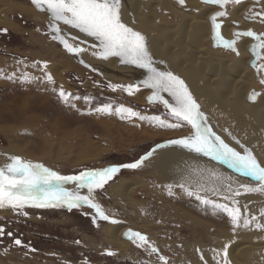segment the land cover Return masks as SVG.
I'll use <instances>...</instances> for the list:
<instances>
[{"label": "rangeland", "instance_id": "374dc122", "mask_svg": "<svg viewBox=\"0 0 264 264\" xmlns=\"http://www.w3.org/2000/svg\"><path fill=\"white\" fill-rule=\"evenodd\" d=\"M12 1L21 6H32L28 0ZM255 1L243 0L240 5L256 4ZM240 5H229L226 10L229 13ZM258 12L264 11L255 6L249 8L242 22L264 26L259 17L250 18L253 13ZM2 18L14 26L13 30L0 25V62L6 64L5 67L0 65V150L7 153L9 149L20 152L9 156L42 163L61 175H78L82 171L135 163L156 145L192 133L187 124L168 129L150 122L152 117H160L169 123L175 122L168 109L159 101L141 104L132 100L137 91L132 95L120 88L113 91L109 85H132L122 76V70L113 69L108 64L113 57L104 60L93 55V58L88 59V55L83 58L81 54L69 53L59 41L53 39L54 33L49 23H39L35 17L27 16L20 8L11 9ZM218 20L220 23H233L229 15ZM137 25L140 26L138 23ZM250 30L257 34L264 33V29ZM244 39L252 40L248 50L253 60L250 67L254 72L251 94H259L258 100L256 99L258 102L264 95V85L259 82L264 78V72L257 73L252 64L264 63V60L258 61L251 51L256 42L250 37L240 38V42ZM218 49L229 56L234 54L223 47ZM86 58L89 61L95 59L94 62L97 63L84 60ZM44 63L47 64L46 69L43 68ZM56 65H61L59 69L64 83H59L52 77L55 83L50 84L45 73ZM63 67L68 69L63 70ZM221 74L219 70L208 72L210 76L217 75L212 78H218ZM25 75L33 79L22 82ZM61 87L65 92L71 93L68 103L61 101L58 96ZM187 87L192 89L189 85ZM192 92L194 93L193 89ZM105 105H111V114L96 111ZM121 105L148 119H121L115 112ZM210 125L214 127L215 135L224 142L226 134L230 138L235 135L230 134L229 130L233 129L227 124L226 128L220 126L218 121ZM158 151L140 168L121 167L102 189H96L91 196L110 220L122 222L123 226L128 227L125 233L131 230L147 235L149 242L158 249L157 253L137 247L126 235L124 241L126 240L130 249L121 252L112 248L107 243L104 228L113 223L99 219L95 210L87 206L71 210L67 206H26L22 210L0 209L5 213L0 219V228L5 232L0 236V264H162L160 256H164L168 264H202L201 255L216 248L221 249L217 251L219 255H212L218 256L217 264H223L224 245H228L229 260V255L233 257V253L241 246L260 243L254 240L255 237L264 241V233H260L255 227H240L233 231L226 214H214L209 206L201 205L195 196L182 194V197H178L176 193L169 195L168 185L155 180L154 171L149 167L150 160L159 155ZM120 183L132 184L123 192L129 201L120 199L116 186ZM73 185L75 184L69 183L65 188L77 190L76 185ZM173 189L174 192H185L176 187L172 188V192ZM81 190L88 195L86 188ZM251 195L253 199L248 206L257 202L264 204V194ZM243 196L244 194L239 197ZM15 239L21 240V245H16ZM214 241L217 244H213ZM106 252H111L112 255ZM239 260L240 257L233 262L229 261L234 264ZM248 264L256 262L249 259Z\"/></svg>", "mask_w": 264, "mask_h": 264}, {"label": "bare ground", "instance_id": "6f19581e", "mask_svg": "<svg viewBox=\"0 0 264 264\" xmlns=\"http://www.w3.org/2000/svg\"><path fill=\"white\" fill-rule=\"evenodd\" d=\"M28 1L32 4L31 0ZM9 2L7 0H0V25L14 30V26L2 18L3 15L14 8H20L27 16L35 17V20L39 23H49L48 15L37 10L33 4L31 7H25L13 3L14 1L12 0H9ZM255 3L242 4L237 9L229 11L228 15L233 20V23H220L219 20L217 21L221 24V35L225 39H234V32L249 31L253 28L264 29L262 25L242 22L244 14L249 8L255 6L257 9L259 8L261 11H264V0H258V2L256 0ZM220 10L218 6L205 5L201 0H185L184 6L177 3V0H122L121 18L128 26L144 35L149 53L154 62V67L160 71L172 72L175 76L182 79L186 85L192 87L194 93L192 89H188L196 103L200 106V112L206 117L207 126L211 131L214 134L216 132L210 123H217L218 121V124L224 128H226L227 124L230 129H233V131L229 130L230 134L235 135L233 138H230L226 134V144L241 153H243L244 148H247L258 161L264 163V95L259 98L260 101L258 102L257 97V100H254L255 102L250 99L254 72L250 67L252 56L248 50L252 40L244 39L241 42L240 39L238 40L237 50L239 51V55L234 53L233 55L230 54L232 56H229L224 54V51L218 49L213 43L211 16ZM163 21H166L168 24H165ZM61 28L62 35L69 40V43L85 49V51L80 53L84 56L83 58L86 57L85 55H88L90 57H87L90 59L94 52L99 51V42L95 41L92 37H88L76 29H70L68 26L61 25ZM155 31L157 33H154ZM73 37H75V40L72 39ZM96 57L99 58L98 55ZM84 60H87V58ZM94 60L91 62L95 63L96 61L94 62ZM109 60L108 64L113 69L122 70V76L126 77V81L130 82L133 86H139V91L133 94L132 100L141 104H147L149 102L148 97L152 95V89L146 88L143 85V81L148 79V71L135 65L121 63L119 57H113ZM0 65L5 67L6 64L0 62ZM59 66H51L48 69V73L57 82L64 83ZM67 69L63 67V70ZM218 70L222 72L218 78H212L217 77V75H208L209 71ZM7 71L12 73V70L8 69ZM161 95L170 103H174L172 97L166 92L161 93ZM249 101L252 103H249ZM161 104L163 105V103ZM230 119L232 120L229 122ZM161 149L157 150L159 155L150 160L149 167L154 171L153 176L155 180L158 179L163 184L173 185V187L182 189L177 185L184 183L186 187L191 186L193 191L203 187L207 191H200V195L219 203H230L222 199L223 195L228 194L229 185L231 186V190L235 191L239 189L241 184H255L249 177L241 175L235 168L230 167L222 161L190 152L178 145H171L170 147ZM8 152L0 150V167L10 163L6 157L7 155L20 153L19 151H12L10 149ZM131 185L127 183L116 185L121 200L129 201L123 192H126ZM68 188L66 189L69 190ZM211 189H215L219 195L213 194ZM239 190L243 192L242 189ZM69 191H79L81 195H85L81 189ZM173 193H176L178 197L186 194V192H181V190L174 192V189ZM235 199L239 201L238 206L241 208L242 215H246L248 218L255 215L257 220L264 224V217L260 216L261 210L264 209L262 201V205L257 202L250 207L248 203L253 199L251 194H248V196L244 194L243 197L238 196ZM245 205L247 206L246 210ZM80 206L87 205L81 204ZM4 215V211H0V219ZM107 221L111 224V220ZM121 223L106 226L104 231L106 240L108 241L106 242L112 245V248L124 252L127 248L130 249L129 245L125 242L126 240L124 241L125 232L128 227L123 226ZM254 223L251 227H255ZM259 232L264 233V228L259 229ZM254 237L252 238L254 239ZM254 240L260 243L255 242L256 244L253 245V242L248 247L247 245L241 246L233 253V257L229 255V260L233 262L235 258L240 257V260L236 263L234 262V264H241L242 261V264H248L249 259L256 262V264H264V250H256L264 249V241L256 237ZM215 243L216 241L213 244ZM259 246L262 247L258 248ZM219 249L211 250L210 253L208 252L209 250L205 251L203 253L204 261L200 258L202 264H217L218 256L215 255V258L212 254H216ZM194 262L197 263V261Z\"/></svg>", "mask_w": 264, "mask_h": 264}, {"label": "snow or ice", "instance_id": "6c2138e0", "mask_svg": "<svg viewBox=\"0 0 264 264\" xmlns=\"http://www.w3.org/2000/svg\"><path fill=\"white\" fill-rule=\"evenodd\" d=\"M37 10L44 12L49 17L51 31L54 33L53 39L59 41L69 52L79 55L85 49L74 46L62 35L61 25L76 29L78 32L92 37L99 42V51L93 55H98L100 59L107 60L109 57H119L120 62L135 65L138 68L146 69L149 73L148 79L143 81L146 88L152 89V95L148 97L149 103L159 101L163 103L169 114L175 121L169 123L161 120L160 117H152V123L158 127L176 129L182 124H187L192 129V134L180 139L169 140L165 144L156 145L135 163H128L122 166L107 167L102 170L82 171L78 175H61L60 173L46 167L42 163L25 161L19 156H9L5 166L0 167V209L10 208L12 210H22L27 207L36 208H58L67 206L69 210L85 204L96 212V216L102 220H110L101 206L91 199L92 193L96 189H102L112 177L120 171V168L137 169L140 168L159 148L169 145H178L190 152L210 157L214 160L227 163L235 168L241 175L249 177L255 184H241L239 189L232 191L229 185V192L222 196L224 201L230 203H219L200 195V191H207L201 187L193 191L191 186L186 187L184 183L177 186L182 188L188 196H195L201 205L209 206L213 213H224L229 218L232 229L243 227L249 228L253 225L257 229L264 228V224L257 220L255 215L248 218L242 215L239 201L235 199L242 194H264V163L257 160L253 153L244 148L243 153L236 151L226 144L219 136H216L207 126V119L200 112V106L196 103L185 82L170 71H160L153 66V59L149 53L147 41L144 35L135 31L132 27L123 22L121 18L122 0H31ZM205 5L218 6L220 11L211 16L213 30V40L216 46L231 50L239 55L237 42L241 37H250L256 43L252 45L251 51L256 59L264 60V33L257 34L254 31L234 32V39L228 40L221 35V24L218 18L228 15L229 5H240L243 0H201ZM258 2V0H257ZM184 6L185 0H177ZM259 17L264 22V12L253 13L250 18ZM6 31V30H4ZM75 40V37L72 38ZM83 62V61H81ZM39 63V62H38ZM87 67V65H86ZM257 73L264 72V63L252 64ZM47 68V64H43ZM48 83L54 84L52 76L45 73ZM11 79V77H8ZM31 77L25 75L22 82H30ZM260 84L264 85V78L260 79ZM113 91L122 89L129 95L139 91V87L128 85H109ZM167 93L174 103H170L161 95ZM258 93H252L251 100H255ZM58 96L64 103L69 102L71 93L65 92L61 87ZM76 99H79L77 97ZM99 113H112L111 105L97 108ZM116 114L121 119H131L136 117L140 120L148 119L139 112L123 105L115 109ZM239 143V141H237ZM243 147V146H241ZM75 184L77 189L86 188L88 195H81L79 191H69L65 185ZM168 194L173 195V185H168ZM213 194L219 195L215 189H211ZM231 205V206H230ZM247 206L245 205V210ZM260 216L264 217V209ZM113 224L119 223L116 220L110 221ZM5 234L0 228V236ZM11 235V233H8ZM129 240L140 248H147L151 253H157L158 249L149 242L147 235L129 230L125 233ZM16 245H21V240L15 239ZM227 248L224 247L223 264H230L227 259ZM112 255L111 252L108 253ZM219 255V253H217ZM162 264H168L164 256L159 257ZM201 259L204 257L201 255Z\"/></svg>", "mask_w": 264, "mask_h": 264}, {"label": "water", "instance_id": "95a60500", "mask_svg": "<svg viewBox=\"0 0 264 264\" xmlns=\"http://www.w3.org/2000/svg\"><path fill=\"white\" fill-rule=\"evenodd\" d=\"M109 252H106V254H108ZM109 255V254H108Z\"/></svg>", "mask_w": 264, "mask_h": 264}]
</instances>
